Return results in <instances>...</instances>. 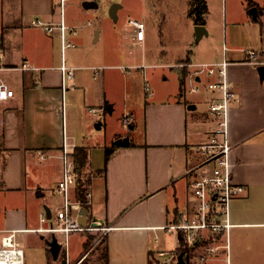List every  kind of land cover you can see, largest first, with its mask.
<instances>
[{
  "label": "crops",
  "instance_id": "1",
  "mask_svg": "<svg viewBox=\"0 0 264 264\" xmlns=\"http://www.w3.org/2000/svg\"><path fill=\"white\" fill-rule=\"evenodd\" d=\"M59 1L0 0V52L7 67L0 76L14 89L12 97L0 100V243L5 230L15 229L22 264H39L32 260L34 255L26 261V246L40 248V264L78 261L84 253L86 233L72 249L64 240L75 231L65 236L47 228L64 204L56 191L63 170L61 150L64 146L71 151L82 147L88 151L85 171L90 177L83 198L78 197L76 184L70 187V210L78 217L85 207L88 222L100 220L112 226L106 232L93 229L106 236L107 258L102 256V264H158L156 253L169 249L167 234H172L163 227L187 202L189 177L185 172L197 157L195 146L206 140L214 124L209 105L200 110L199 102L187 101L183 95L185 83L181 85V79L192 68L177 64L184 60L194 63L195 59L187 54L166 64L179 70L178 84L174 86L172 80L159 93L135 92V75L129 73L121 96L117 91L119 74L116 79L113 72H102L119 68L121 59L116 65L73 61L62 52L58 30L48 33L31 25L35 17L58 22L63 16L73 26L64 8L62 15ZM87 1L97 3L84 0V9ZM204 1L207 11L204 24H200L204 31L200 37L196 35L197 42L213 34L211 4ZM250 1L257 9L256 17L250 13L248 2L241 3L238 12H230L227 21L223 12L221 42L214 40L202 48L198 62L227 60V78L236 94L228 111V133L233 143L230 161L234 180L245 190L230 202L229 253L231 247L241 263L256 259V264H264V0ZM114 3L116 9L111 13ZM114 3L107 14L117 23L122 5ZM192 3L194 19V0ZM78 34L70 35V40ZM95 35L93 40H99L100 31ZM126 38L133 43L131 31ZM147 38L145 34L142 44ZM119 49L115 48L117 55ZM248 50L256 53L258 63L247 60ZM23 62L30 68H16ZM62 62L77 67L74 82L65 89L59 69ZM94 66L102 67L98 76L93 73ZM208 96L210 102L218 93L210 91ZM67 99L70 104L66 109ZM106 105L112 113L121 107V121L126 118L129 125L127 132L117 129L111 138L104 137L101 124L94 130L92 119L82 112L86 109L97 114L88 107ZM110 139H126L127 143L114 144L106 160L105 147ZM38 151L47 157L40 158ZM42 213L46 220L41 221ZM53 237L60 244L56 258L50 252Z\"/></svg>",
  "mask_w": 264,
  "mask_h": 264
},
{
  "label": "built area",
  "instance_id": "2",
  "mask_svg": "<svg viewBox=\"0 0 264 264\" xmlns=\"http://www.w3.org/2000/svg\"><path fill=\"white\" fill-rule=\"evenodd\" d=\"M66 0H60L59 5L63 15V4ZM131 27L132 44H142L145 37V26L139 18L131 17L127 20ZM31 25L42 28L48 33L59 31L61 49L73 47L75 43L70 40V35H77L78 29L69 26L63 19L58 22H47L35 17ZM248 61L258 63L256 53L248 50ZM228 61L223 59L218 62H185L181 67H191L187 78L190 92L197 93L202 84L206 82L207 88L217 92V98H211L209 110L213 114L214 124L206 134V140L195 146L197 157L188 165L186 176L188 181V197L184 208L181 209L178 222H169L163 228L172 233L176 239V246L172 249L158 250V264H176L178 261V249L189 248V264H230L229 256V221L230 202L240 196L245 187L234 180L230 154L233 143L228 133V111L230 102L235 97V91L226 74ZM7 68L3 64V55L0 52V71ZM20 69H28V62H23ZM62 74V87L67 88L74 82L77 67L62 62L59 66ZM102 67H92L95 76L100 74ZM145 89L149 87L145 85ZM14 95V89L0 76V100H6ZM88 110L96 113L97 108L88 107ZM127 122V119H124ZM72 149L63 147L61 160L63 165L62 177L56 184V191L63 196V207L55 214L53 223L47 229L61 233L65 236L71 231H86L97 229L108 231L112 226H107L100 220L82 226L76 215H72L68 191L76 184L77 176ZM40 158H46V154L38 151ZM41 221L46 220V214L42 213ZM15 229H7L1 237L0 258L5 264H22V251L14 241Z\"/></svg>",
  "mask_w": 264,
  "mask_h": 264
},
{
  "label": "rangeland",
  "instance_id": "3",
  "mask_svg": "<svg viewBox=\"0 0 264 264\" xmlns=\"http://www.w3.org/2000/svg\"><path fill=\"white\" fill-rule=\"evenodd\" d=\"M83 1L66 0L63 4L67 19L74 24L73 26L77 27L79 33L77 38L72 40L76 44L75 47H66L64 53L73 61L87 60L88 62L108 65L114 63L116 65L121 59L122 65H119V68L109 67L102 70V72H113L115 77L119 74V79L116 77L117 91L121 93V96H123L124 83H127L129 73L135 75L134 88L131 86L135 92L138 90L140 93L141 91L142 93L144 91L151 94L155 91L159 93L168 87L172 80L175 81L174 86L178 84L179 70L166 64H173L187 54L190 58L195 59V62H198L200 56L203 55L201 54L202 48L213 44L214 40L221 42L223 12L224 20L226 18L227 21L230 12H238L241 3L248 2V0H209L211 4L209 24L214 26L213 34L211 37H204L197 42L194 19H192L190 11L193 0H96L98 3L96 8L85 6L86 9L82 7ZM114 2L122 5L118 11L117 23H113L107 14L109 6ZM131 17L140 18L144 23L145 34L148 37L144 44H132L126 38L127 33L131 31V27L127 23ZM66 24L68 25V23ZM256 25L259 27V23ZM95 31H100V37L99 40L94 41ZM115 48H120L119 55H117ZM186 61L184 60L182 63ZM180 64H177L179 68L181 67ZM184 80L183 95L185 99L190 102H199L200 110L202 107L208 106L210 104L208 96L210 90L207 88L206 82L201 85L202 88L199 92L193 93L189 91L187 76ZM145 85L149 87L148 91L145 89ZM120 101H122V97H120ZM69 104L67 99L66 109ZM94 107L98 109L97 114L89 113L86 109H83L82 112L92 119L94 130L97 131V124H101L100 132L104 137H110L117 129L123 133L129 130V125L121 121L120 106L119 111L116 110L113 113L108 109V105L103 108ZM116 143L117 140L110 139L105 151L107 147L111 148ZM84 233L87 235L88 244L78 261L71 264H102V252L105 243L102 240L104 235L100 234V231H75L70 234V239L67 238L64 242L66 243L68 240L73 249L78 241L82 240ZM167 235L171 239L168 238L170 241L169 249L174 248L176 239L173 234ZM18 238L21 240V234L18 235ZM61 240L63 241V239ZM25 252L26 261L34 255L32 260L35 258L40 264V248L26 246ZM229 256L230 264H256L259 262L256 259L247 262L246 259L247 263H241L240 260L234 258L231 247Z\"/></svg>",
  "mask_w": 264,
  "mask_h": 264
},
{
  "label": "trees",
  "instance_id": "4",
  "mask_svg": "<svg viewBox=\"0 0 264 264\" xmlns=\"http://www.w3.org/2000/svg\"><path fill=\"white\" fill-rule=\"evenodd\" d=\"M253 3L248 0V6L251 7ZM207 11V6L204 0H194V22L196 24H204L205 19L204 16ZM185 76L186 73L183 74V77L181 79V85H183L185 82ZM114 145L111 146V148L107 147L106 148V160L110 157L111 153L113 152ZM72 156L75 162V171H76V176H77V181H76V187H77V194L79 198H83V192L85 189V183H87V180L90 177L89 172L86 173L85 167L88 164V151L87 149H84L82 147H76L74 148L72 152ZM180 209L177 208L172 216L170 218L169 222H178V217H179ZM102 240L104 241L105 245L103 248L102 256L104 259L107 258V246H106V236L104 235L102 237ZM87 241L84 243L85 246H87ZM178 253L182 254V257L184 259V264H189V248L188 247H180L178 249Z\"/></svg>",
  "mask_w": 264,
  "mask_h": 264
},
{
  "label": "water",
  "instance_id": "5",
  "mask_svg": "<svg viewBox=\"0 0 264 264\" xmlns=\"http://www.w3.org/2000/svg\"><path fill=\"white\" fill-rule=\"evenodd\" d=\"M85 6L86 7H96L97 6V3L95 1H87L85 3ZM115 9H116V3H114L111 8H110V12L111 13H114L115 12ZM250 13L253 15V17H256L257 15V9L256 7H251L250 8ZM204 31V27L203 25H196L195 26V33L197 35V37H200V35L202 34V32ZM124 143H127V140L124 139L123 141H120V140H117V144L119 145H122ZM86 213H87V209L85 207H82L80 212H79V215L77 217V220L78 222L80 223V225L82 226H85L88 224V221H87V217H86ZM47 215L50 217V211L47 210ZM92 225L95 226L96 223L95 222H92ZM50 252H51V255L56 258L57 255H58V252L60 250V244L57 242L56 238L53 237L52 240L50 241ZM176 264H184V259L182 257V254H179L178 255V261Z\"/></svg>",
  "mask_w": 264,
  "mask_h": 264
},
{
  "label": "bare ground",
  "instance_id": "6",
  "mask_svg": "<svg viewBox=\"0 0 264 264\" xmlns=\"http://www.w3.org/2000/svg\"><path fill=\"white\" fill-rule=\"evenodd\" d=\"M0 264H5L3 258H0Z\"/></svg>",
  "mask_w": 264,
  "mask_h": 264
}]
</instances>
